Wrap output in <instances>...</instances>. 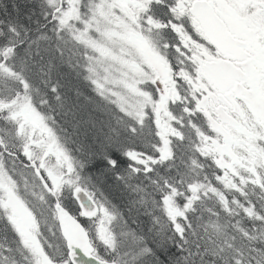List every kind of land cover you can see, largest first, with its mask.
I'll use <instances>...</instances> for the list:
<instances>
[{"label": "snow or ice", "instance_id": "6c2138e0", "mask_svg": "<svg viewBox=\"0 0 264 264\" xmlns=\"http://www.w3.org/2000/svg\"><path fill=\"white\" fill-rule=\"evenodd\" d=\"M0 264H264V0H0Z\"/></svg>", "mask_w": 264, "mask_h": 264}]
</instances>
